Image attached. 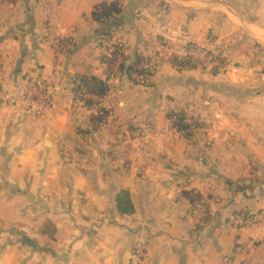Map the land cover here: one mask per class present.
Segmentation results:
<instances>
[{"label":"crops","instance_id":"obj_1","mask_svg":"<svg viewBox=\"0 0 264 264\" xmlns=\"http://www.w3.org/2000/svg\"><path fill=\"white\" fill-rule=\"evenodd\" d=\"M113 2L122 12L100 36L92 13ZM104 41L147 58L153 76L129 80L119 55L117 79L106 77ZM190 48L219 65L175 67ZM83 73L114 94L83 106ZM0 95V264H130L136 247L140 264H264V0L1 3ZM112 99L125 138L141 140L124 158L92 145L94 109ZM173 109L197 123V140L182 139ZM236 212L251 224L237 226Z\"/></svg>","mask_w":264,"mask_h":264},{"label":"trees","instance_id":"obj_2","mask_svg":"<svg viewBox=\"0 0 264 264\" xmlns=\"http://www.w3.org/2000/svg\"><path fill=\"white\" fill-rule=\"evenodd\" d=\"M19 1L20 0H0V3L15 5ZM121 12L122 7L118 2L102 3L95 7L92 13L93 21L97 25L104 26L106 28L103 33H100V36H108L111 34L110 32L112 31L113 26H116L114 25L113 21L121 14ZM60 46L61 49L67 54L74 53L77 47L72 39L61 40ZM112 48L113 50L110 51V54L103 55L100 58L101 62L106 65L108 69H111V67L116 63L118 56L121 55L123 60L119 69V73L121 75L126 76L131 81H135L132 77V73H135L142 77V80H140L142 83H145L150 79L151 76H153L154 69L151 67V63L147 58L137 55L134 60H130L122 53V45L119 43L114 44ZM171 63L180 70H193L200 65V63L197 61L176 58H173ZM73 92H75V94L84 93L99 98H106L112 92V86L109 84L108 79L102 80L91 73H83L74 76ZM82 101L88 107L93 105L91 100L82 99ZM109 116V110H105V108L98 109L97 113L91 119L95 129H98L99 127L106 124ZM172 116L176 118L175 127L177 131L181 133V135L184 136L188 142L191 138L196 137L194 132L197 129V123L195 122V124H188L186 122V113L183 111L172 112ZM244 189L245 188L242 186H237V191ZM185 196L189 197V199L196 200V197L191 196L188 192L185 193ZM123 210H127V207H123Z\"/></svg>","mask_w":264,"mask_h":264},{"label":"rangeland","instance_id":"obj_3","mask_svg":"<svg viewBox=\"0 0 264 264\" xmlns=\"http://www.w3.org/2000/svg\"><path fill=\"white\" fill-rule=\"evenodd\" d=\"M1 4V3H0ZM108 40V39H106ZM117 41V40H116ZM51 42H52V45L55 46V49L58 50L59 52L62 50L61 49V46H60V43L58 40H55L52 38L51 39ZM114 44H117V42H108V41H104L101 46L102 48L104 49V51L106 52V54L104 53V55H107V54H110V51L113 50V45ZM216 57L219 56V54H214ZM101 57L103 56L102 54L100 55ZM100 57V58H101ZM171 58V57H170ZM114 66H117V61L116 63L111 67V71L109 73L106 74V77H109V79H113V75L116 74V78L115 80L117 79V72L115 71L114 69ZM109 75V76H108ZM135 73H132V77L134 79H136L138 82H140L139 79H137V77H139V75H137ZM104 80H107V79H104ZM142 80V79H141ZM142 83V82H140ZM109 84H111L112 86V92L110 94H114L113 92V86H114V83L112 82H109ZM115 91V90H114ZM75 98H77V101L79 103H81L83 106H85V103H83L82 99H88V96L87 94H84V93H77L75 94V92H73ZM47 100V99H46ZM44 100L45 104L42 103V104H39L37 103V110L39 112H44L45 110H47L48 108L51 107V101L50 100ZM50 105V106H49ZM100 108H105V110H109L110 112L113 110L115 112L114 114V117L111 118V116L108 118L107 120V123L104 124L100 131L98 132L97 130H95V138L93 137V140H92V145L94 147H97L96 150H101V152H105L106 156L109 158V159H112V158H116L117 159V155L118 156H121L124 158V155H127V146L129 144H132L133 146H137L138 143L141 142V140H138L137 142L134 141V142H130L129 139H126L125 137H131L132 132H131V128L128 124V122H126L125 120H118L117 119V112H119V108L117 107V104L113 105V99L110 100L109 102H106L104 104H101L99 106H97L94 111L97 113L98 109ZM121 109V108H120ZM177 110V109H176ZM172 112H177L175 111V109H173ZM188 119V118H187ZM186 119V122L188 124H193V122H191V118H189V120ZM171 124L172 122L175 124L176 123V118L173 116V119L170 120ZM164 123V122H163ZM92 126V125H91ZM169 126H171L169 124ZM94 127V126H93ZM98 133V134H97ZM123 133V135H122ZM128 133V135L126 134ZM130 134V136H129ZM124 136V138H123ZM182 139L186 142H188V140L185 139L184 136H182ZM198 138L197 137H193L189 140V142H194L195 140H197ZM123 142V144H122ZM121 143V145H120ZM102 146V147H101ZM144 149V148H143ZM146 149V148H145ZM80 152H83V149L80 150L78 153ZM150 155H153V154H150ZM129 158V157H128ZM130 158H131V154H130ZM132 161L135 162V160L133 159V156H132ZM110 169H116L117 171V167H114V168H110ZM141 168H139L140 170ZM255 181V180H254ZM250 182L249 184H241L240 186H251V185H255L256 182ZM234 220H235V223L237 224V226H240L241 228L245 227V226H248L251 224V220L249 217H247V215L245 216V214L241 213V212H236L235 214V217H234ZM137 247L135 248L134 251H136Z\"/></svg>","mask_w":264,"mask_h":264},{"label":"built area","instance_id":"obj_4","mask_svg":"<svg viewBox=\"0 0 264 264\" xmlns=\"http://www.w3.org/2000/svg\"><path fill=\"white\" fill-rule=\"evenodd\" d=\"M182 58L184 60H189V61H197L201 65H213V67H217L219 65L218 58L215 55H209L206 54L205 52H202L200 50H197L195 48H190L186 52L182 54ZM137 76V75H136ZM137 79L141 80L142 77L139 76ZM0 99H3V97L0 95ZM144 255L143 250L140 247H137L135 251V256L134 259L130 264H140L141 259Z\"/></svg>","mask_w":264,"mask_h":264}]
</instances>
